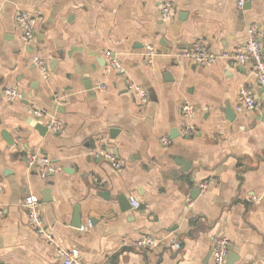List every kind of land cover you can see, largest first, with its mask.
I'll return each instance as SVG.
<instances>
[{"label":"crops","instance_id":"crops-1","mask_svg":"<svg viewBox=\"0 0 264 264\" xmlns=\"http://www.w3.org/2000/svg\"><path fill=\"white\" fill-rule=\"evenodd\" d=\"M162 1L0 0V264H61L21 207L29 194L56 242L84 262L211 264V237L222 235L224 264H264V122L257 119L264 106L234 111L240 87L261 101L263 92L250 64L196 65L176 56L196 43L216 54L239 50L248 27L261 39L264 0L241 11L235 0H170L167 21ZM18 11L41 16L28 45ZM149 46L155 55L147 65ZM106 51L122 72L104 70ZM33 54L45 61L47 80ZM128 83L146 92L145 103ZM8 87L20 97L7 100ZM52 93L67 100L55 103ZM184 102L193 106L191 118L181 113ZM33 107L61 128L46 129ZM185 123L197 134H183ZM97 149L111 151L122 170L91 155ZM32 151L58 169L42 178L27 165ZM75 207L79 227L72 226ZM145 235L157 243L131 245Z\"/></svg>","mask_w":264,"mask_h":264},{"label":"built area","instance_id":"built-area-1","mask_svg":"<svg viewBox=\"0 0 264 264\" xmlns=\"http://www.w3.org/2000/svg\"><path fill=\"white\" fill-rule=\"evenodd\" d=\"M250 0H235V7L241 11L245 3ZM172 15V3L170 0H164L160 5V19L161 21H167ZM41 16L39 14H30L23 11H18L15 15L16 23L21 27V41L24 45L33 39L35 24L39 21ZM260 31L254 27H248L246 29V39L241 49L236 51H223L218 54L212 53L207 50L201 43L194 44L190 49L181 50L176 54L178 58L187 59L196 65H209L215 62L217 59H224L234 64H250L255 76L258 87L263 92V99L258 100L253 90L247 86H242L238 89L236 94V103L234 111L236 113H253L264 106V56L261 50L260 43ZM155 55L153 47L149 46L145 51V62L147 65L152 63V59ZM104 57L107 59L104 70L108 73L110 71L122 72L123 69L117 59L111 55L109 51L104 52ZM31 63L38 68L42 78L48 79V69L45 61L37 54L31 56ZM98 89H104V85L99 84ZM128 89L131 90L141 103H145L147 100V94L138 85L128 83ZM3 95L7 100L20 97V92L16 87H8L3 90ZM52 100L55 103H62L67 100V96L60 93H52ZM194 109L191 103L184 102L181 105V113L185 119L191 118ZM32 115L37 119H43L46 129L51 131H57L61 128L62 123L59 119L53 116H49L44 110L33 107ZM182 133L186 135L197 134L196 129L185 123L182 127ZM163 144H168L167 138H162ZM91 155L99 156L101 159L109 163L116 171L122 170V165L111 151L106 149L92 150ZM25 159L28 167L37 169L39 175L44 178L47 174L53 173L58 168L55 167L50 160L39 154L38 152H26ZM1 188V183H0ZM132 208H138L139 204L132 197H129ZM21 207L24 209L29 222L35 228L36 232L45 239V241L53 248L55 254L59 257L61 264H91L81 261L73 253L67 251L61 247L50 231L45 226L43 219L38 209V199L33 195H26L21 201ZM1 217V210H0ZM88 221V225H89ZM157 243V240L149 235L140 237L139 239L131 241V245L140 248H150ZM123 246L126 242H122ZM172 248L178 249L179 244L172 243ZM229 241L222 235H213L211 237V264H224L228 253Z\"/></svg>","mask_w":264,"mask_h":264},{"label":"water","instance_id":"water-1","mask_svg":"<svg viewBox=\"0 0 264 264\" xmlns=\"http://www.w3.org/2000/svg\"><path fill=\"white\" fill-rule=\"evenodd\" d=\"M260 43L264 47V32L262 33V36H261V39H260ZM226 112L228 114L227 118L231 119L233 117V114H234L233 111H231V109H229V108H226ZM257 119L262 121V122H264V109H263V112L261 114L257 115ZM37 129H38L40 134H42L45 131V127H42V126H37ZM115 132H117L115 129H111L110 130V136H113V134ZM5 139L7 140V138H5ZM7 141H8V143H11V142H9V140H7ZM103 195L106 196V193H104ZM118 199H119L120 202H122V198L121 197L118 198ZM121 208L123 210L130 208V204H129L127 199H126V204L125 205L123 204V206H121ZM80 225H81V222H80V218H79V214H78V208L75 207L72 226L79 227Z\"/></svg>","mask_w":264,"mask_h":264}]
</instances>
